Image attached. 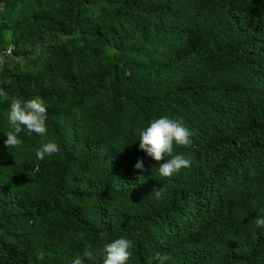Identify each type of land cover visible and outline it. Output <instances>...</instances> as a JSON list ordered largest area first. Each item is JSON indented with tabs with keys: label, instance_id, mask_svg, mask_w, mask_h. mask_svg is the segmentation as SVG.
<instances>
[{
	"label": "trees",
	"instance_id": "trees-1",
	"mask_svg": "<svg viewBox=\"0 0 264 264\" xmlns=\"http://www.w3.org/2000/svg\"><path fill=\"white\" fill-rule=\"evenodd\" d=\"M0 60V87L41 98L60 147L6 146L0 98V264L88 246L102 264L120 237L128 264H264V0H0ZM162 115L193 133L170 178L135 134Z\"/></svg>",
	"mask_w": 264,
	"mask_h": 264
},
{
	"label": "clouds",
	"instance_id": "clouds-1",
	"mask_svg": "<svg viewBox=\"0 0 264 264\" xmlns=\"http://www.w3.org/2000/svg\"><path fill=\"white\" fill-rule=\"evenodd\" d=\"M2 65L3 61L0 60V71L3 70ZM0 98L11 101L7 111V121L12 130L6 133L7 139L4 141L6 146L11 149L20 148L24 143L20 137L21 133L29 136L35 134L41 138L40 147L35 149L37 159L43 161L46 157L60 152V147L55 140L47 138V108L41 98L9 97L3 87H0ZM135 134L138 136L139 150L144 151L155 161H164L157 169L160 177L170 178L182 168L191 167L192 161L189 157L174 152V145L187 148L192 144L193 133L181 121L162 115L150 121L146 127L136 129ZM133 167L139 170L137 179L141 180L147 171L142 158H138ZM154 191L155 198L160 200L162 198L160 189ZM260 211L264 213V209ZM255 225L257 228H264V215L255 218ZM131 247V240L120 237L105 244L98 255L102 258V264H128L132 255ZM168 258L167 255L156 252L150 257L148 264H153V262L164 264ZM96 259L97 255H94L88 246L82 257L77 256L71 264H85V260L95 261Z\"/></svg>",
	"mask_w": 264,
	"mask_h": 264
}]
</instances>
